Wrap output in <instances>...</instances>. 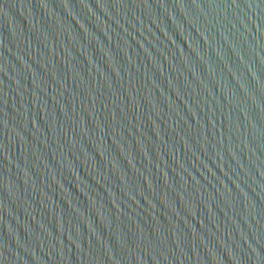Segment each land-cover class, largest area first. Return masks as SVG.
<instances>
[{
    "label": "water",
    "instance_id": "1",
    "mask_svg": "<svg viewBox=\"0 0 264 264\" xmlns=\"http://www.w3.org/2000/svg\"><path fill=\"white\" fill-rule=\"evenodd\" d=\"M0 264H264V0H0Z\"/></svg>",
    "mask_w": 264,
    "mask_h": 264
}]
</instances>
